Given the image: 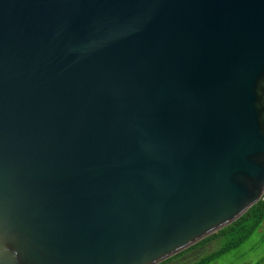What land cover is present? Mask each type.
Instances as JSON below:
<instances>
[{
    "label": "water",
    "instance_id": "95a60500",
    "mask_svg": "<svg viewBox=\"0 0 264 264\" xmlns=\"http://www.w3.org/2000/svg\"><path fill=\"white\" fill-rule=\"evenodd\" d=\"M264 196V0H0V264H160Z\"/></svg>",
    "mask_w": 264,
    "mask_h": 264
},
{
    "label": "trees",
    "instance_id": "16d2710c",
    "mask_svg": "<svg viewBox=\"0 0 264 264\" xmlns=\"http://www.w3.org/2000/svg\"><path fill=\"white\" fill-rule=\"evenodd\" d=\"M259 230L264 231V197L256 205L251 207L240 219L225 227L224 229L214 233L213 235L205 238L196 245L186 249L185 251L175 255L174 257L160 263L168 264L176 258L183 256L185 253L193 251L200 246H204L209 242L215 240H222L223 245L212 253L202 257L193 264H213L223 256L230 252L239 249L251 236ZM264 241V235H263Z\"/></svg>",
    "mask_w": 264,
    "mask_h": 264
},
{
    "label": "rangeland",
    "instance_id": "374dc122",
    "mask_svg": "<svg viewBox=\"0 0 264 264\" xmlns=\"http://www.w3.org/2000/svg\"><path fill=\"white\" fill-rule=\"evenodd\" d=\"M263 235V230L257 231L239 249L223 256L213 264H264ZM223 242V239L209 242L204 246L185 253L183 256L174 259L168 264H193L202 257L219 249L221 244L223 245Z\"/></svg>",
    "mask_w": 264,
    "mask_h": 264
},
{
    "label": "built area",
    "instance_id": "2783aa9c",
    "mask_svg": "<svg viewBox=\"0 0 264 264\" xmlns=\"http://www.w3.org/2000/svg\"><path fill=\"white\" fill-rule=\"evenodd\" d=\"M264 197V196H263Z\"/></svg>",
    "mask_w": 264,
    "mask_h": 264
}]
</instances>
